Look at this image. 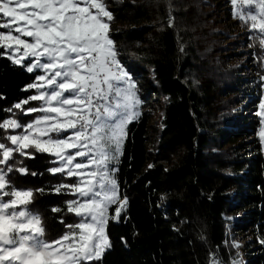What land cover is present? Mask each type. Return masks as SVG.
Instances as JSON below:
<instances>
[{"label": "trees", "instance_id": "1", "mask_svg": "<svg viewBox=\"0 0 264 264\" xmlns=\"http://www.w3.org/2000/svg\"><path fill=\"white\" fill-rule=\"evenodd\" d=\"M114 2L110 36L118 58L136 79L151 84L142 96L146 101L161 98L163 128L152 126L151 114L144 110L128 125L122 155L113 166L119 196H126L128 203L118 222L109 220L111 247L94 264H212L213 258L230 264L234 250L228 244L229 230L248 236V264H264L261 128L244 117L237 123L224 120L222 105L240 93L244 81L239 84L235 78L222 86L211 75L200 44L205 34L193 32L186 19L195 11L193 6L176 12L170 0ZM38 74L0 55V122L13 117L29 121L32 115L13 106L35 94L28 85ZM35 104L31 101L24 108ZM7 135L0 129V137ZM18 159L28 174L11 173L12 183L34 191L30 207L46 217L48 238H57L68 231L59 223L61 218L65 223L78 220L65 207L76 197L52 189L75 178L52 175L48 169L56 165L46 153ZM117 206L110 208V216ZM53 207L62 212L53 213ZM233 215H242L241 221L229 229L225 217Z\"/></svg>", "mask_w": 264, "mask_h": 264}, {"label": "snow or ice", "instance_id": "2", "mask_svg": "<svg viewBox=\"0 0 264 264\" xmlns=\"http://www.w3.org/2000/svg\"><path fill=\"white\" fill-rule=\"evenodd\" d=\"M230 2L234 18L253 33L252 46L264 51V0ZM113 18L107 0H0V55L41 73L28 85L35 94L13 106L40 115L27 124L15 118L0 122L5 131L22 130L0 137V264H94L111 247L107 225L119 221L128 201L120 198L110 165L119 162L127 127L140 116L142 103L110 36ZM31 101L40 104L25 110ZM260 108L264 116V104ZM260 138L264 142V128ZM35 153L55 158L52 175L75 178L52 189L76 197L65 207L78 218H61L68 231L54 239L48 238L46 217L30 207L34 191L16 188L10 175L28 174L18 157L34 159ZM112 205L118 206L110 216ZM212 264L222 262L213 258Z\"/></svg>", "mask_w": 264, "mask_h": 264}, {"label": "rangeland", "instance_id": "3", "mask_svg": "<svg viewBox=\"0 0 264 264\" xmlns=\"http://www.w3.org/2000/svg\"><path fill=\"white\" fill-rule=\"evenodd\" d=\"M114 1L116 0H107L108 9L112 13L116 3ZM170 2L172 9L176 12H179L180 7L183 6H193L195 8V11L187 15L186 19L189 21L190 26L193 25V32L205 34V37L200 39V44L205 49L203 50V58L210 63L211 75L216 81L222 86L229 84L230 81L233 82L235 78L236 81L237 78L239 79V84L244 81L241 88L236 87L237 89L239 88L238 91L240 93L238 94V92H235L237 90L234 89L235 93L230 96L229 102L222 104L223 110H225L224 115L227 116L224 120L228 119L237 123L242 120L241 117H244L243 119L246 121L256 123L255 127L260 125L261 129L264 128V116L258 115L261 112L260 105L264 104V51L259 49V47L252 46L255 44V41L251 39L253 33H250L241 21L234 18L230 0H170ZM196 13L197 16L195 18L194 15ZM168 18L169 21L172 20L171 15ZM27 63L29 61L26 60L25 64ZM130 75L139 89L138 94L142 101L139 108L140 113L144 111L150 113L152 126L162 129L161 98L155 95L148 100L150 102L146 101L142 96L148 93L147 87L148 89L150 88L148 86L150 84L149 81L147 79H143L147 82L139 81L141 78L136 79V76ZM245 87H249L247 88L249 91L243 90ZM252 91L255 92V95L249 99L248 97L253 93ZM39 104L40 102L36 101L34 107H38ZM29 115H32L29 121L21 122L27 124L40 114L32 113ZM21 131V129L8 130V135L19 134ZM62 135L66 136L68 133H63ZM262 145L264 150V142H262ZM28 151L33 150L29 149ZM114 164L115 162L110 167L113 168ZM241 216L225 217L230 223L228 228L230 229L233 223H239ZM228 235V244L234 250V258L230 264H232L233 260H238L240 264H248L247 256L249 253L246 252L247 247H250L247 245L250 241L248 236L236 235L231 230H229ZM234 245H239V247H234Z\"/></svg>", "mask_w": 264, "mask_h": 264}]
</instances>
